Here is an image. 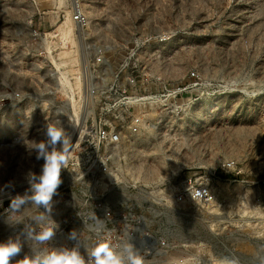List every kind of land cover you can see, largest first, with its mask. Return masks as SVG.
Returning a JSON list of instances; mask_svg holds the SVG:
<instances>
[{"label":"rangeland","instance_id":"obj_1","mask_svg":"<svg viewBox=\"0 0 264 264\" xmlns=\"http://www.w3.org/2000/svg\"><path fill=\"white\" fill-rule=\"evenodd\" d=\"M74 1L91 25L83 37L163 39L166 51L152 68L161 85L185 87V102L127 132L109 158L119 185L106 195L99 186L75 187L70 158L53 198L60 229L46 247H73L67 234L76 230L86 258L98 242L122 245L130 235L144 264H264V0ZM72 2L0 0V187L12 182L13 196L29 187V170L40 172L43 160L32 148L45 139L44 125L68 133L70 91L58 71L79 89L82 36L74 22L75 73L62 63L72 45L57 27L72 18ZM186 175L207 183L213 200L177 201L174 185ZM93 200L110 207L112 223L78 219L77 210L91 209ZM9 203H0V242L36 227L31 217L43 211L13 213ZM19 239L24 246L12 264L31 256L32 242Z\"/></svg>","mask_w":264,"mask_h":264},{"label":"built area","instance_id":"obj_2","mask_svg":"<svg viewBox=\"0 0 264 264\" xmlns=\"http://www.w3.org/2000/svg\"><path fill=\"white\" fill-rule=\"evenodd\" d=\"M72 19L76 35L82 36L80 86L75 92L81 103L82 127L71 156L76 165L74 184L78 189L99 186L106 195L119 185L112 181L117 169L109 158L121 146L124 136L156 122L152 115L160 116L166 110L181 107L179 102H185V87L161 85L160 75L152 68V62L166 51L163 39L133 36L124 42L115 39L100 42L83 37L87 31L89 34L91 25L78 6L72 12ZM114 54L117 62L112 65ZM195 76V72L190 73V77ZM225 164L233 166L229 162ZM174 187L177 201L186 197L204 202L213 200L209 185L193 182L190 176L186 175ZM77 217L90 223H112L115 219L110 207L97 205L94 200L91 209L77 210Z\"/></svg>","mask_w":264,"mask_h":264},{"label":"clouds","instance_id":"obj_3","mask_svg":"<svg viewBox=\"0 0 264 264\" xmlns=\"http://www.w3.org/2000/svg\"><path fill=\"white\" fill-rule=\"evenodd\" d=\"M44 136V140L33 141L32 150L38 161L43 160V164L39 173L31 170L27 172L25 179L29 187L24 194L13 196L15 186L12 182L0 187V203L3 198H9L8 209L11 212L20 213L26 206L43 210L31 217L36 227L27 225L21 229L17 239L10 237L7 241L0 242V264H12L13 259L20 255L24 244L20 242L19 236H23L25 242L31 241L32 247L31 256H25L18 264H144V257L130 242V235L129 242L122 245L113 246L107 240L98 242L90 251L85 249L87 258L81 254L76 230L67 234V239L74 243L73 247H46L60 229V225L52 219L53 198L59 195L58 189L63 183L61 171L68 168L73 142L64 128L55 124L44 125ZM42 225L44 226L41 227ZM36 228L40 230L37 231Z\"/></svg>","mask_w":264,"mask_h":264},{"label":"bare ground","instance_id":"obj_4","mask_svg":"<svg viewBox=\"0 0 264 264\" xmlns=\"http://www.w3.org/2000/svg\"><path fill=\"white\" fill-rule=\"evenodd\" d=\"M73 9H76L77 6L80 8L79 4L73 0ZM81 9V8H80ZM59 31V35L61 36V39L64 40L63 42H70L71 48H65L62 50V63H65L70 70H76L75 73L78 71V65L79 58L77 54V49H75V38L73 36L74 32V21L71 17H68L66 20H64L59 26L57 27ZM66 45V44H65ZM59 74H61V77L63 80H61L64 84L68 83L69 87V98L71 102V108L72 111L69 112L67 115L70 119V125L67 127L68 135L71 136L73 145L77 143L80 137V128L82 126L81 121V111L78 100L75 98V92L77 91L76 87L72 85L70 80H67L66 75L62 71H58ZM78 79V75L75 76ZM60 81V82H61ZM61 83V84H63ZM67 85V84H66ZM64 86V85H63ZM72 156V154H71ZM162 178V177H161ZM168 184V183H166ZM175 186V185H174Z\"/></svg>","mask_w":264,"mask_h":264}]
</instances>
